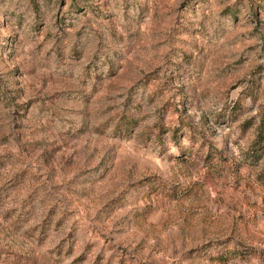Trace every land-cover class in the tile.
Instances as JSON below:
<instances>
[{"label":"rangeland","instance_id":"1","mask_svg":"<svg viewBox=\"0 0 264 264\" xmlns=\"http://www.w3.org/2000/svg\"><path fill=\"white\" fill-rule=\"evenodd\" d=\"M0 264H264V0H0Z\"/></svg>","mask_w":264,"mask_h":264}]
</instances>
